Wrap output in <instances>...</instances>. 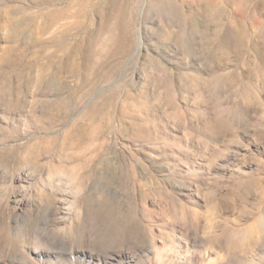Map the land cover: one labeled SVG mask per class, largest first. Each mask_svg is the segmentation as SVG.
<instances>
[{
  "label": "rangeland",
  "instance_id": "1",
  "mask_svg": "<svg viewBox=\"0 0 264 264\" xmlns=\"http://www.w3.org/2000/svg\"><path fill=\"white\" fill-rule=\"evenodd\" d=\"M0 264H264V0H0Z\"/></svg>",
  "mask_w": 264,
  "mask_h": 264
},
{
  "label": "bare ground",
  "instance_id": "2",
  "mask_svg": "<svg viewBox=\"0 0 264 264\" xmlns=\"http://www.w3.org/2000/svg\"><path fill=\"white\" fill-rule=\"evenodd\" d=\"M214 0H209V3H212ZM63 11L65 10V9H62ZM81 11V10H80ZM110 11V10H109ZM64 14V13H63ZM63 14L61 13V12H58L57 14H56V16L58 15V17L59 16H63ZM87 16V15H86ZM123 26V25H122ZM120 37V36H119ZM94 39V38H93ZM95 40V39H94ZM123 42V41H122ZM80 45V44H79ZM92 45V44H91ZM117 47V46H116ZM125 48V47H124ZM123 52V51H122ZM86 55V54H85ZM73 56V55H72ZM87 61V60H86ZM76 64V63H75ZM71 95V94H70ZM14 96V95H13ZM8 103V102H7ZM17 105H18V103H17ZM14 109V108H13Z\"/></svg>",
  "mask_w": 264,
  "mask_h": 264
}]
</instances>
